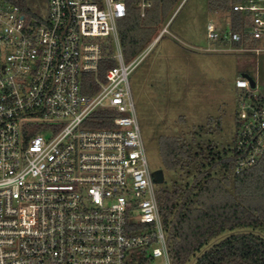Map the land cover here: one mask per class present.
Returning <instances> with one entry per match:
<instances>
[{"label": "built area", "instance_id": "obj_1", "mask_svg": "<svg viewBox=\"0 0 264 264\" xmlns=\"http://www.w3.org/2000/svg\"><path fill=\"white\" fill-rule=\"evenodd\" d=\"M151 5L142 0V16ZM48 7L28 16L0 0V264H173L129 81L150 48L125 63L126 0ZM231 12L239 29L209 21L207 37L227 45L207 50L264 52V0ZM112 43L117 57L106 54ZM110 58L119 63L101 79ZM236 87L252 89L243 75ZM236 122L241 174L264 156V102L242 103Z\"/></svg>", "mask_w": 264, "mask_h": 264}, {"label": "trees", "instance_id": "obj_2", "mask_svg": "<svg viewBox=\"0 0 264 264\" xmlns=\"http://www.w3.org/2000/svg\"><path fill=\"white\" fill-rule=\"evenodd\" d=\"M4 1L29 12L27 0ZM126 1L128 14L120 20V35L130 39L129 55H134L166 26L174 1L146 0L152 5L144 16L142 0ZM217 1L210 3L215 6ZM236 1L221 2L227 8ZM238 19L234 14V31L239 29ZM116 65L113 58L102 60L101 79ZM90 79L83 92L93 95L97 87ZM210 133L200 125L189 136H167L159 141L163 168L178 174L170 186L166 184L158 192L173 264H188L197 254L195 264H264V156L253 167L235 174L231 149L221 148Z\"/></svg>", "mask_w": 264, "mask_h": 264}, {"label": "rangeland", "instance_id": "obj_3", "mask_svg": "<svg viewBox=\"0 0 264 264\" xmlns=\"http://www.w3.org/2000/svg\"><path fill=\"white\" fill-rule=\"evenodd\" d=\"M173 1L166 19L167 32L153 44L151 41L165 27L158 30L134 55H129L130 39L121 38V21L117 22L126 64L150 48L131 72L129 81L152 171L163 168L159 146L162 137L189 136L200 125L211 132L209 136L221 148L232 150L242 103H258L260 97L264 98V52L208 51L207 48L227 45L207 37V24L217 17L211 0ZM27 3L30 13L48 14V0ZM219 6L224 8L221 3L215 8ZM119 51L116 44H110L109 55L117 57ZM115 61L118 65L119 60ZM245 73L256 81V87L250 91L236 87V80ZM164 171L166 180L155 185L157 193L178 178L176 172ZM162 224L167 235L163 219ZM198 256H193L188 264H195Z\"/></svg>", "mask_w": 264, "mask_h": 264}, {"label": "crops", "instance_id": "obj_4", "mask_svg": "<svg viewBox=\"0 0 264 264\" xmlns=\"http://www.w3.org/2000/svg\"><path fill=\"white\" fill-rule=\"evenodd\" d=\"M218 1L216 2L215 6H213L214 7L213 12L217 15L216 22H218V24H219V26L223 32H228L230 29H232V23H233L234 13L231 12V5L232 4L230 6H228L227 8L226 7L221 8L220 6L218 8H215L218 3L222 4L221 1H224V0H218Z\"/></svg>", "mask_w": 264, "mask_h": 264}, {"label": "water", "instance_id": "obj_5", "mask_svg": "<svg viewBox=\"0 0 264 264\" xmlns=\"http://www.w3.org/2000/svg\"><path fill=\"white\" fill-rule=\"evenodd\" d=\"M243 76L247 77L249 80H250V83H251V87L252 88H255L256 87V81L254 80V78H252L250 75L248 74H243ZM152 178H153V181L155 182V184H164L165 183V171L163 168H159V169H156L152 172Z\"/></svg>", "mask_w": 264, "mask_h": 264}]
</instances>
